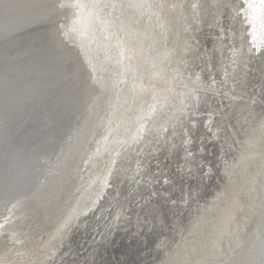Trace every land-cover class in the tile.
Wrapping results in <instances>:
<instances>
[{"label": "bare ground", "instance_id": "1", "mask_svg": "<svg viewBox=\"0 0 264 264\" xmlns=\"http://www.w3.org/2000/svg\"><path fill=\"white\" fill-rule=\"evenodd\" d=\"M263 89L264 0H0V264H264Z\"/></svg>", "mask_w": 264, "mask_h": 264}, {"label": "rangeland", "instance_id": "2", "mask_svg": "<svg viewBox=\"0 0 264 264\" xmlns=\"http://www.w3.org/2000/svg\"><path fill=\"white\" fill-rule=\"evenodd\" d=\"M159 68L158 66L149 67L148 70H145L146 67L139 66L140 71H142V74L149 73L148 75L151 76L155 73L156 69ZM147 81V80H146ZM148 82V81H147ZM132 96L130 103L127 107V113L124 117L125 122L122 123V143L120 144L119 148L114 146L111 149V145L104 149L100 155L99 161L97 163V167L95 170V173H100L103 171V162L108 161L110 165L112 166L111 170L115 168V166L120 162L127 163V160L131 155L133 154L132 149L137 144V138L138 141L141 138V131L136 132V137H132L130 139H127V135L130 133V135L135 132L137 124L139 122V119L141 117V111L135 110V104L132 103L134 94L139 97V104L145 105L147 101L149 100V84L145 83L144 81L140 84L136 85V88L132 90ZM140 93V94H139ZM264 89L261 95H263ZM262 100L264 98L261 97ZM143 105V106H144ZM138 108V107H137ZM253 109L254 116L250 118L249 120L245 121L242 126H237L234 129H229L226 133L223 134V139L226 140V157L229 161H235V164L232 169V173L235 174L239 167L246 162L248 159L251 151H252V140L247 139L253 125L263 116L264 114V106L257 104L255 106L251 107H242V110H244L243 115L247 113L248 110ZM241 116V117H242ZM223 145V141H222ZM242 149V150H241ZM115 158V160H114ZM216 174L218 175L219 181L215 183L214 187H207L204 194L206 195V198L209 196L210 200L217 199L218 202L222 201V167L216 171ZM210 186V185H208ZM174 251V250H173ZM172 250L170 251V253ZM172 254V253H171ZM170 254V255H171ZM175 254V253H174ZM171 255V258L174 255ZM187 252L185 251V255Z\"/></svg>", "mask_w": 264, "mask_h": 264}]
</instances>
